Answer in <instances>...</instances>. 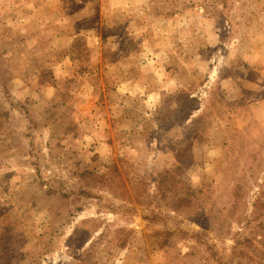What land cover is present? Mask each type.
Segmentation results:
<instances>
[{"label":"rangeland","instance_id":"rangeland-1","mask_svg":"<svg viewBox=\"0 0 264 264\" xmlns=\"http://www.w3.org/2000/svg\"><path fill=\"white\" fill-rule=\"evenodd\" d=\"M263 181L264 0H0V264H252Z\"/></svg>","mask_w":264,"mask_h":264},{"label":"trees","instance_id":"trees-1","mask_svg":"<svg viewBox=\"0 0 264 264\" xmlns=\"http://www.w3.org/2000/svg\"><path fill=\"white\" fill-rule=\"evenodd\" d=\"M172 173L173 171L167 170L163 179H166ZM185 188H183V190ZM187 198V196H181L179 199L184 201L187 200ZM249 221H256V223L241 239L237 238L235 240L232 248L236 249L238 244H242L246 248H242L241 253L247 258V262L252 264H264V181L253 200ZM249 249L254 255H251ZM238 264H242V262L238 261Z\"/></svg>","mask_w":264,"mask_h":264}]
</instances>
